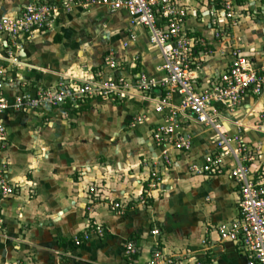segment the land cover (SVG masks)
<instances>
[{
	"label": "crops",
	"instance_id": "obj_1",
	"mask_svg": "<svg viewBox=\"0 0 264 264\" xmlns=\"http://www.w3.org/2000/svg\"><path fill=\"white\" fill-rule=\"evenodd\" d=\"M29 1L0 0V19L15 15ZM45 1L66 6L58 8L45 29L1 49L5 83L0 92L9 101L26 89L83 81L103 67L107 56L119 64L113 71L105 68L109 75H124L129 81L142 72L161 75V53L150 45L148 29L131 23L123 9L111 11L86 0ZM178 1L187 10L189 32L200 40L196 57L203 66L201 78L207 81L227 65L235 45L225 35L237 27L229 22L215 38L207 1ZM237 2L244 21L239 28L248 27L243 33L253 41L246 48H264V0ZM248 9L258 10L253 22L248 21ZM158 91L143 93L131 86L122 97H84L52 108L0 114L10 143L0 157L8 158V175L18 187L17 193L0 197V264H69L76 253L82 264H124L122 240L137 245L139 260L150 256L157 240L174 264H245V250L221 240L216 230L237 214L232 159L225 157L216 170L192 171L191 165H201L215 146L209 130L189 117H178L175 130L189 135L190 150L156 142L152 131L167 123L170 109L156 111L157 97L167 96L171 107L179 100L173 90ZM263 112L264 94L246 97L224 122L228 135L239 134L247 146L257 148L261 161ZM136 116L139 121L131 123ZM98 157L105 158L106 169H115L110 175L93 166ZM123 167L129 171L117 174L116 168ZM153 173L157 178L150 177ZM93 182L102 186L100 200L125 202V209L115 212L107 201L98 200L87 215V188ZM145 192L147 203L138 201L136 196ZM89 222L105 225L112 235L92 236L75 253H65L71 238L91 227ZM153 227L160 230L156 238L150 233Z\"/></svg>",
	"mask_w": 264,
	"mask_h": 264
},
{
	"label": "built area",
	"instance_id": "obj_2",
	"mask_svg": "<svg viewBox=\"0 0 264 264\" xmlns=\"http://www.w3.org/2000/svg\"><path fill=\"white\" fill-rule=\"evenodd\" d=\"M206 1L209 5V24L216 27L213 36L220 38L227 23H236L238 2ZM86 2L101 4L111 11L123 9L131 23L145 26L149 32L150 45L161 53L162 63L158 68L161 75L152 77L142 72L130 81L124 75H109L105 68L113 71L119 64L113 56H107L101 69L78 83L61 80L48 87L26 89L17 93L12 101L0 92V114L10 109L24 111L52 108L67 102L75 103L84 97H122L131 86L143 93L160 89L175 91L179 100L174 107H171L167 96L157 97L156 111L160 112L166 106L170 109L167 123L153 129V139L156 142L174 143L177 148L185 151L190 150L192 143L189 135L175 130L176 119L180 116L189 117L209 130L214 137L215 150L204 155L201 165L192 164L191 169L199 174L216 170L225 162V157H230L233 161L230 175L238 189L237 214L234 219L219 223L217 233L221 240L237 243L245 250V264H264V161L258 158V152L254 153L242 142L239 134L230 136L224 130L227 114L234 113L246 97L264 94V56L256 58L233 49L227 65L217 75L203 81L200 75L203 66L196 57L200 40L190 36L186 24L187 10L178 0ZM59 7L58 3L32 0L24 4L15 15L0 19V90L5 83L1 49L11 44L15 46L19 38L45 29ZM261 116H264V112ZM12 188L6 183L2 185L4 193H11ZM90 191H95V188L90 187ZM115 206L119 204L115 203ZM150 233L156 238L160 231L154 227ZM75 242L79 243L77 237ZM153 244L150 256L139 260L135 257L137 245L131 240L127 241L123 246L126 256L124 264H174L173 256L158 248L157 240Z\"/></svg>",
	"mask_w": 264,
	"mask_h": 264
},
{
	"label": "rangeland",
	"instance_id": "obj_3",
	"mask_svg": "<svg viewBox=\"0 0 264 264\" xmlns=\"http://www.w3.org/2000/svg\"><path fill=\"white\" fill-rule=\"evenodd\" d=\"M60 6H64L65 7L66 4L63 3V5H60ZM248 10L250 12L249 13L250 19L248 21H250V22L255 21L256 16H258L256 14L258 10L257 11H255L254 9L253 10L248 9ZM245 11H247V10H245ZM239 14H241L240 10L236 14V18H235L236 23L235 24H231V25L237 27L236 30L233 29L232 32L227 33V35H225V36L229 37L230 44L231 45H235L233 47V49L236 50V51H239V52H241L243 54L245 53L246 55H254L255 52L256 53L257 52L258 53L264 52V48H261L259 50L253 49V46H251L249 48H246L247 46H245V44L246 43L248 45L252 44L253 41H251V40L247 41L246 39L249 36H245V33H243L244 31H247V29H249L248 27H240L239 28L240 23L243 24V22H244L243 20H241L243 16H241V15L239 16ZM191 35H193V34L191 33L190 36ZM263 117L264 116H262V118ZM138 118H139L138 116L133 118L131 120V123L138 122L139 121ZM0 125H2V124L0 123ZM5 135H6V129H5L4 126H2L1 129H0V152L5 151L8 148V145L10 144L9 141L7 140V138H5ZM251 151H254V153H256L257 152V148H252L251 147ZM110 159H113V157L110 158ZM104 161H105V158L98 157V158H96L95 160H93L91 162L94 163L93 166L98 164V165H100L99 166L100 169H101V167L104 168V169H102V172L104 171V173H102L103 175H105V174L110 175L114 168L106 169L105 168L106 167V163ZM9 167H10V163L8 162V158L7 157H2V158L0 157V197H6V196H10V195H13V194L17 193L18 187H17L16 183L13 182L11 180L10 176L8 175ZM116 169L118 171L117 174H122V175L124 174V172L129 171V170H126L127 168H124V167H123L124 170H122V168H120V169L116 168ZM150 177L157 178L156 174L154 176L151 175ZM4 183H6L7 185H11L13 187L11 193H4L2 191V185H4ZM96 183L97 182H93L92 185L89 184L88 188H87V192L89 193V194L87 193L88 194L87 196H88V199H90L89 200L90 202H89V205H88L89 208H87L88 210H86V212H85L87 215L92 212V210H93V206L92 205H93L94 202H97L98 200L99 201H107L108 202V205H107L108 208H110L111 210H113L115 212H117L119 210L121 211L123 208L125 209V206H126L125 202L123 204H121V205H120V203H118L119 206H115L116 201L113 200V199L109 198L108 200H100V198H102V194H103L102 189H101L102 186L98 185L99 182L97 184ZM154 183H155V181H154ZM90 187H94L95 191L91 192L90 191ZM29 194H31V192H29ZM145 194H147V193L145 192L142 195H137L136 199L138 201L143 202V203H147V201L149 200V197H145ZM89 223H90V226H91V227L89 226L90 227L89 229L87 228L81 234L74 235L71 238V248H69L67 250H64L65 253H73V252L75 253L76 251H78V248H81V246L85 245L91 239L92 236H96V237H98L100 239H104V238L108 237L109 235H112V232L110 231V229L108 227H106L105 225L94 224L93 222H89ZM75 237H77L79 239V243L78 244H76V242H75ZM127 241H129V240H122L120 242V244L124 246V244ZM123 246H122V248H123ZM72 255H74V257H76V258L73 257V259H69V261H68L69 264H82L81 261H79V260H81V257L79 258V257L76 256V255H78V253L72 254Z\"/></svg>",
	"mask_w": 264,
	"mask_h": 264
},
{
	"label": "trees",
	"instance_id": "obj_4",
	"mask_svg": "<svg viewBox=\"0 0 264 264\" xmlns=\"http://www.w3.org/2000/svg\"><path fill=\"white\" fill-rule=\"evenodd\" d=\"M158 92H159L158 90H155L153 91V94H158Z\"/></svg>",
	"mask_w": 264,
	"mask_h": 264
}]
</instances>
